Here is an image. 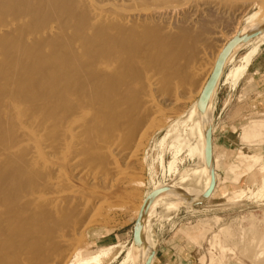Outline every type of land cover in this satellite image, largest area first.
Instances as JSON below:
<instances>
[{
  "label": "bare ground",
  "instance_id": "1",
  "mask_svg": "<svg viewBox=\"0 0 264 264\" xmlns=\"http://www.w3.org/2000/svg\"><path fill=\"white\" fill-rule=\"evenodd\" d=\"M229 1L0 0V264H55L63 258L69 237L88 225L83 179L112 187V193L88 191L99 203L117 190L121 194L120 182L128 173L123 175L116 156L130 151L138 133L157 117L156 90L170 104L194 93L200 97L204 84L194 92L195 78L208 67L206 51L198 52L197 45L209 30L202 19L228 12L227 5L234 3ZM249 1L264 13L262 0ZM234 37L239 40L224 56L204 101L177 116L176 127L191 124L187 134L199 139L188 151L198 153L200 164L148 196L139 208L140 236L122 264H152L155 206L164 202L176 209L214 191L212 138L210 158L206 154L214 131L212 99L236 50L264 38V20ZM244 60L241 70L248 67ZM262 125H252L245 135H260ZM169 170L178 173L175 161ZM107 256L98 252L79 264H97Z\"/></svg>",
  "mask_w": 264,
  "mask_h": 264
},
{
  "label": "rangeland",
  "instance_id": "2",
  "mask_svg": "<svg viewBox=\"0 0 264 264\" xmlns=\"http://www.w3.org/2000/svg\"><path fill=\"white\" fill-rule=\"evenodd\" d=\"M84 1L88 3L89 0ZM90 1L104 5L109 0ZM232 1L234 3L227 5L228 12H212L213 16L205 15L202 19L203 23H208L209 30L199 36L201 40L197 46L201 47L198 52L206 51V67L210 68L195 78L199 85L195 84L197 87L194 90L197 91L194 92L205 85L204 79L208 80L213 67L211 65L215 63L220 49L223 50L237 33L253 22L264 20V13L254 2ZM256 38L259 37L236 50L235 57L222 71L212 99L209 120H212L214 131L210 136L213 140L214 166H217V186L213 195L190 205L187 200L182 201L176 209L161 202L151 210L153 222L149 241L150 249L155 252L152 264H264V127H261L262 132L256 137L245 135L252 125L264 126V97L249 94L258 90V84L245 77L250 60L261 55L260 49L264 47V38L254 42ZM251 52L253 54L249 55ZM245 58L249 66L241 70ZM240 70L242 76L239 77L236 72ZM156 91L154 99L158 106L160 104L157 108L161 107L153 112L155 115L157 113V117H152L155 120L149 122V128L146 125L143 131L140 130L142 133L145 130L146 134L138 133L137 137H143L140 140L136 138L137 142H134L130 151H122L120 157L116 156L121 172L124 170L123 175L124 172L128 173L120 182L121 194H117V190L113 194L115 197L112 195L111 199L99 203L92 198V194L88 195V191H92V188L112 193V187L83 179L82 185L90 188L87 190L86 186L83 187L84 190L86 188L85 198H88H84L85 202L89 203L85 215L88 225L84 231L82 228L80 233H73L69 237L71 245L66 242L68 246H64L65 254L55 264H79L98 252H106L108 256L97 264H122L131 254L133 242L140 236L139 208L148 196L156 189L173 184L186 174V170L200 164L198 153H195L197 156H191L188 151L199 141L197 137L187 134L192 125H175L179 116L189 113L198 103V95L194 93L191 97L197 96L188 97L185 101L181 94V98L174 99H183V103L179 101L182 104H170L165 97L161 98L162 91ZM178 93H182L181 90ZM175 110L181 115L176 114ZM153 120L155 123L152 124ZM188 143L191 146H186ZM127 158L132 159L129 161ZM173 161L176 162L177 174L169 170ZM127 202L130 204H125Z\"/></svg>",
  "mask_w": 264,
  "mask_h": 264
},
{
  "label": "crops",
  "instance_id": "3",
  "mask_svg": "<svg viewBox=\"0 0 264 264\" xmlns=\"http://www.w3.org/2000/svg\"><path fill=\"white\" fill-rule=\"evenodd\" d=\"M260 54L261 55L255 56L254 58H252L253 60L252 59L250 60V63H249L250 68H249L247 74L245 75V77L247 76L248 79H251V80L253 79V81H256L258 84V90H256L257 92L256 91L250 92L249 94H256V95L260 94L264 97V47L260 49ZM213 159H214V156H213ZM214 161H215V159H214ZM214 171H215V177H216L217 176V166L216 165H215ZM217 180H218V178H217ZM216 186L217 185H215V187ZM212 195H213V193H212ZM212 195L209 198H211ZM190 204H193V203H190Z\"/></svg>",
  "mask_w": 264,
  "mask_h": 264
},
{
  "label": "water",
  "instance_id": "4",
  "mask_svg": "<svg viewBox=\"0 0 264 264\" xmlns=\"http://www.w3.org/2000/svg\"><path fill=\"white\" fill-rule=\"evenodd\" d=\"M239 40L238 37H234L232 40H230V42L228 44H226V46L224 47V49L222 50V52L219 54L218 58H217V61H216V64L208 78V80L206 81L205 85H204V88H203V91L201 92L200 94V97H199V101H204L205 97H206V94H208V92L210 91V89L212 88L217 76H218V73L220 71V67H221V63H222V60L224 59V56L226 55V53L228 52V50L235 44L237 43ZM210 133L208 134V137H207V144H206V154L207 156L210 158V152H211V136H210Z\"/></svg>",
  "mask_w": 264,
  "mask_h": 264
}]
</instances>
